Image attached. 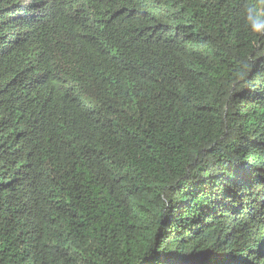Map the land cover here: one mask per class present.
Returning a JSON list of instances; mask_svg holds the SVG:
<instances>
[{
  "label": "trees",
  "instance_id": "obj_1",
  "mask_svg": "<svg viewBox=\"0 0 264 264\" xmlns=\"http://www.w3.org/2000/svg\"><path fill=\"white\" fill-rule=\"evenodd\" d=\"M0 264H264V0H0Z\"/></svg>",
  "mask_w": 264,
  "mask_h": 264
}]
</instances>
